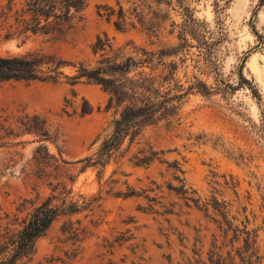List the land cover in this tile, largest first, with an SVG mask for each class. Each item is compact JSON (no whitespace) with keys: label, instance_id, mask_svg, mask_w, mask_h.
<instances>
[{"label":"rangeland","instance_id":"obj_1","mask_svg":"<svg viewBox=\"0 0 264 264\" xmlns=\"http://www.w3.org/2000/svg\"><path fill=\"white\" fill-rule=\"evenodd\" d=\"M1 8V57L45 56L73 77L101 59L93 46L106 35L125 56L150 52L131 76L185 95L104 169H83L120 118L109 93L65 77L0 82V222L26 217L61 184L80 207L18 264H264V0H85L70 31L26 39ZM27 115L45 120L49 141L21 131Z\"/></svg>","mask_w":264,"mask_h":264},{"label":"trees","instance_id":"obj_2","mask_svg":"<svg viewBox=\"0 0 264 264\" xmlns=\"http://www.w3.org/2000/svg\"><path fill=\"white\" fill-rule=\"evenodd\" d=\"M84 9L85 0H8L7 6L1 8V18L9 24L11 35L24 36L26 39L30 34L48 35L70 31ZM110 10L109 19L115 15V11ZM117 16L114 26L118 31H123L126 16L122 8ZM93 52L95 55L100 54L101 59L94 66L80 63L75 67L77 74L73 77L60 71L68 65L66 62H56L45 56H0V82L58 83L61 77H65L72 86L82 80L101 86L110 95L109 105L115 104L122 108L121 115L114 123L112 134L102 142L95 156L86 157L78 161V164H84L83 169H104L126 140L133 142L146 127L173 118L185 95L172 88L162 91L161 85L166 84L167 80L161 77L150 78L144 71L139 75H130L137 69L150 66V52L135 49L136 56H125L123 50L114 48L106 35L97 38ZM88 112L85 109L84 113ZM20 123L23 133L35 135L41 142L50 140L46 122L41 117L27 115ZM0 130L7 132L3 124ZM2 138L0 134V140ZM39 149L50 156L46 146ZM61 185L64 192L53 194L26 217L15 215L14 219L5 224L0 222V264H18L32 256L37 242L59 217L80 211L77 202L69 201L67 185Z\"/></svg>","mask_w":264,"mask_h":264}]
</instances>
